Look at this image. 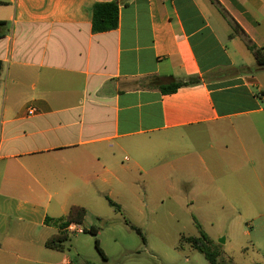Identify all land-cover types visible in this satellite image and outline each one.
Listing matches in <instances>:
<instances>
[{"label": "crops", "instance_id": "1", "mask_svg": "<svg viewBox=\"0 0 264 264\" xmlns=\"http://www.w3.org/2000/svg\"><path fill=\"white\" fill-rule=\"evenodd\" d=\"M107 1L0 0V264L177 147L164 177L191 204L264 198V0H118L95 33Z\"/></svg>", "mask_w": 264, "mask_h": 264}, {"label": "rangeland", "instance_id": "2", "mask_svg": "<svg viewBox=\"0 0 264 264\" xmlns=\"http://www.w3.org/2000/svg\"><path fill=\"white\" fill-rule=\"evenodd\" d=\"M177 156L178 147L162 154L159 163H146L151 171L130 177L132 188L110 196L121 211L107 198L89 204L81 224L86 231L70 234L64 252L42 247V254H35L36 261L22 264H46L40 262L46 259L57 264L65 256L72 264H211L204 253L182 242L183 235L200 234L197 222L212 240L213 249L220 252V264H264V198L236 192L222 206L226 198L218 193L215 202L191 204L186 190L169 188L164 177V160ZM124 162L132 163L127 158ZM131 225L143 230L146 243Z\"/></svg>", "mask_w": 264, "mask_h": 264}, {"label": "trees", "instance_id": "3", "mask_svg": "<svg viewBox=\"0 0 264 264\" xmlns=\"http://www.w3.org/2000/svg\"><path fill=\"white\" fill-rule=\"evenodd\" d=\"M119 12L120 3L118 0L97 2L94 6L93 13V31L96 33L116 29L119 26ZM5 25H7L6 21H0V26ZM249 48L254 52L257 65L264 69V46L258 47L254 43H252L251 40H249ZM2 66L3 61L0 59V73L2 70ZM181 85L182 83L174 84V87L170 88V90L174 91ZM106 198L111 206L121 211V207L116 201H114L110 196H106ZM86 214L87 210L84 206L73 205L69 210L66 220L61 223L62 230L47 239L45 243L46 247L64 251L66 249V242L71 237L70 234L65 231V228L70 223L83 224L86 218ZM197 226L199 228L200 234L190 236L183 235L182 242L184 244H189L193 248L204 253L211 264H220L218 260L220 252L216 249H213L212 240L205 233L202 225L197 222ZM131 228L135 230L142 237L143 242L146 243V236L144 235L143 230L135 225H131ZM90 231L94 234L97 233L94 228H92ZM96 245L104 259H107V255L101 247L99 239H96Z\"/></svg>", "mask_w": 264, "mask_h": 264}, {"label": "built area", "instance_id": "4", "mask_svg": "<svg viewBox=\"0 0 264 264\" xmlns=\"http://www.w3.org/2000/svg\"><path fill=\"white\" fill-rule=\"evenodd\" d=\"M65 231H67L69 234H74V233H83L85 232V229L81 226V224L70 223L65 228Z\"/></svg>", "mask_w": 264, "mask_h": 264}]
</instances>
